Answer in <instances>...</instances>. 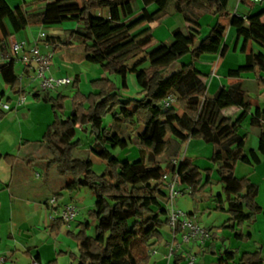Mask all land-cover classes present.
<instances>
[{
	"label": "trees",
	"instance_id": "obj_1",
	"mask_svg": "<svg viewBox=\"0 0 264 264\" xmlns=\"http://www.w3.org/2000/svg\"><path fill=\"white\" fill-rule=\"evenodd\" d=\"M43 2L47 3L43 11L30 13L25 10L27 4L12 8L6 0H0V52L8 60L0 64V79L14 96L26 97L27 92L16 72L17 60L8 56L7 21L15 34L32 26L51 28L76 23L77 28L70 34L81 43L83 60L100 66L105 75H117L125 88L127 74L133 73L141 88L140 99L123 101L117 85L105 76L92 82L97 93L86 96L80 91V76H76L72 84L75 92L73 113L69 118H65L68 97L61 93L54 97L52 91L30 93L34 100L52 108L54 122L37 145L50 152L49 167L57 166L61 177L72 175L73 181L65 191L72 194L86 187L95 197V209L88 212V218L79 225V232L68 234L80 248L79 255H71V258L78 264H150L151 249L155 243L163 241L161 230L168 225L169 211L163 205L168 192L163 177L177 173L180 184L187 186L193 198L212 183L213 172L202 171L188 157L177 167L171 161L163 167L162 159L166 155L171 158L180 154L190 140L213 146L209 160L216 167L223 187L222 194L215 197L216 211L230 216L216 230L230 231L239 242L252 241V235L245 234L244 226L264 216V210L257 202L259 187L246 177L238 178L236 169L239 163H261L255 151L245 154L246 137L241 134V129L249 117L251 127L260 129L259 153L264 157V110L259 108L252 114L250 96L243 88L242 78L244 74L252 73L264 89V11L246 20L232 16L231 27L236 29L237 41H243L241 52L245 54V63L228 71L227 78L234 81L232 84L221 86L209 97L207 81L210 76L203 74L196 63L203 55L225 54L226 27L219 20L230 17V0H208L198 7L203 14L214 18L202 39L199 23L187 12L192 0H142L145 6L142 15L130 23L125 20L134 15L136 0ZM241 2L248 4L246 0ZM150 5H156L157 11L149 13L146 8ZM172 5L174 11L182 14L191 25L187 33L175 30L172 44L162 42L155 48L150 29L132 35L139 27L169 17ZM97 10H107L109 17L96 15ZM61 41L56 37L46 39L55 52L59 51ZM250 44L257 49L249 51ZM187 56L191 57V63L182 64L177 72L171 71L173 65ZM133 60L135 62L129 66ZM146 63L149 67L143 68ZM171 95L177 98L183 111L179 119L174 107L165 109L163 106L164 100ZM231 108L241 110L238 119L224 114ZM109 114H113L114 124H120L119 127L144 125L145 131L135 139H125L104 126V117ZM79 130L91 132L95 138L94 154L107 162L101 175L93 171L92 161L75 159L73 155L81 144L76 140ZM131 144H136L140 152V157L134 161L121 160L107 148L126 150ZM4 160L14 161L11 156H5ZM55 197L58 200L60 196ZM90 221L98 222L94 235L89 234ZM65 225L63 220L57 219L52 231L59 232ZM238 255L237 251L224 247L216 264H234ZM35 261L40 263V257ZM181 262L179 260L177 264ZM238 264H264L263 249L242 254Z\"/></svg>",
	"mask_w": 264,
	"mask_h": 264
},
{
	"label": "crops",
	"instance_id": "obj_2",
	"mask_svg": "<svg viewBox=\"0 0 264 264\" xmlns=\"http://www.w3.org/2000/svg\"><path fill=\"white\" fill-rule=\"evenodd\" d=\"M6 1L10 5V0ZM37 1L38 0L32 2L25 1L22 5L27 4L25 6V10H28L30 13L41 12L44 10V7L43 9L37 10L32 6L33 4H36L34 2ZM207 1L208 0H192L187 10L188 15L196 20L200 25V39L207 35L209 28L214 21V18L211 15L203 14L198 10V7L201 4H205ZM231 1L232 0H230L228 7L230 17L219 20V23L226 27V34L223 43L226 48L225 54L223 56H221V54L203 55L196 63L197 68L202 73L204 71L203 74L210 76L207 81L209 97L213 96L221 86L226 87L232 84L234 81L227 78L228 71L231 69H237L245 63V54L241 52L243 41H237L236 29L231 27L232 16L238 15L247 19L249 16H253L264 11V3L261 5H252L249 4L248 0H246L248 4H243L241 0H234L233 7H231ZM39 2H42L41 6L47 5V3L43 2V0H39ZM144 9L145 6L142 0H136L135 13L132 17L126 19L125 23H130L140 17ZM146 9L149 13H154L158 8L156 5H150ZM95 13L98 16L102 15L106 18L109 17L107 10H97ZM5 26L10 35L8 39L9 58H12L10 49L12 41L21 43L24 42L28 49L39 45L43 52H47L44 48L46 40H42L40 38V34L44 33L43 29H45V27L32 26L15 34L8 21L5 23ZM59 27L74 30L77 28V24L66 23ZM189 28H191V25H189L182 14L174 11V7L172 5L169 17L161 22L139 27L133 31L132 35L137 36L143 31L150 29L155 38V42L153 44V48H155L162 42L172 44L174 42L173 33L175 30L180 29L184 33H187ZM56 38L61 39V37ZM72 42L76 43L77 41L74 39ZM62 43V41L59 43V48H64L68 51L66 57L69 60H83V56H81L80 53L82 50L80 42H78L79 44H77L78 46L76 48L62 45ZM252 48L254 50L257 49L255 45L250 44L249 51ZM50 50L54 54L53 64L50 70L51 75L56 78H74L76 76H80V91L82 94L87 96L89 93L88 89H83L85 82L82 71H75L70 75L66 69L61 68L60 64H56L55 56L58 51L55 52L54 46H51ZM7 61L8 60L4 59L0 52V64L6 63ZM201 63L208 64V71L207 69L201 68ZM182 64L185 63H176L172 66L171 71H179ZM52 67L55 68L54 71L52 70ZM21 71L22 72L20 74L17 73L20 78L24 71V66ZM101 74L102 72L98 70L96 78H99ZM211 74H215L217 78H212ZM242 78L243 88L245 91H247L245 88L246 80L252 78L256 80L255 83L258 88L256 95H251L247 91L252 105V114H254L256 109L260 108L261 110H264V89L259 86L256 76L252 73H247L244 74ZM0 81H2V79H0ZM22 86L26 87L28 84L22 82ZM69 86L66 87L70 88ZM3 89L6 90V93H1L2 100L0 104H7L10 107V110L4 111L0 108V154L2 156V159L0 160V231L3 224L8 227V231L5 236L0 232V255L5 257V264H19L20 262L23 264H32L37 257H40L41 264H49L55 260H57L58 264H76L77 261L73 260L71 255L78 256L80 248L75 241L73 242V240L68 237V234L70 232L77 234L79 232V225L82 222H77L76 227H72L75 221L71 222L70 224L63 226L59 232H53L52 226L54 225V221L58 219V215L63 207H66L69 204L77 206L79 200L78 193L82 191V188H79L72 194H67L64 189L73 181L72 175L59 178L57 176L56 166L49 167V162L52 160L50 152L46 147H37V145L42 141L47 129L54 122L52 108L48 104L34 100L30 93L33 94V92L36 91L28 92L30 90L29 87L28 90L26 89L27 102L21 107L18 106L19 97L14 96L8 86L5 85L2 90ZM94 92L97 93V91ZM54 93H56V91H52L53 96L56 97L58 93H56L57 95ZM174 108L176 110V116L179 119L183 115V111L179 103H177ZM68 113L69 112H67L66 108L65 118H69L71 116ZM224 113L227 117L236 120L241 115V110L239 108H231L226 110ZM250 118L251 117L244 122L243 128L241 129V134L246 137L245 154L249 155L250 151H255L258 154L261 163L259 165L254 164L246 166H239L240 164H238L236 175L240 179L245 177L248 178L252 183L259 187L257 202L264 210V202L262 203L261 198L264 193V157L259 153L260 129L251 127ZM105 127L114 130L117 125L110 122L108 125L106 124ZM121 131H118V133L123 136L124 131ZM144 131V125L128 127L127 131L125 130V135L127 138H130L131 135H133V137H137ZM252 140L253 143H251ZM94 145L95 138L90 137L88 139V143L86 144L87 149L83 151V153L86 152L89 157H79L81 148L74 150V157L79 160L92 161L93 158L90 157L96 156L93 151ZM107 148L114 156L121 160L134 161L140 157V152L137 147H131L130 149L125 150L124 152H126V154L122 156L115 154V151L112 150L110 146H107ZM121 153H123V151ZM212 153L213 146L211 144H206L205 142L198 140H190L185 145V152L183 156H189L188 158H191L194 164L200 167L202 171L211 170L213 172L212 180L218 185L220 178L217 172H215L216 170L207 161L212 156ZM5 156H11L14 160L13 163L5 161ZM179 157L180 154H177L171 158L175 159ZM222 188L223 187L221 185H218L216 188L218 189V191H216L217 193L211 189L210 197L212 198H209V201H211L212 204L210 205L207 200L205 201L208 206L212 207L204 209L203 206H200L201 213L198 208L196 209L193 206L190 200L188 201L186 199L177 201V198L175 202L172 203L169 201V198H166L163 201V205L168 211L171 206H173L174 209L186 212L199 224H203L201 222L204 221V214L211 215V210H214V208L216 209L215 197L222 194ZM179 190L182 192L179 197L189 195L187 186L180 184ZM55 196L60 197L58 199V205L53 207L49 205V201ZM93 196L94 195L92 194L91 199ZM185 203L188 204V207L186 208L182 206V204ZM94 209L95 206H91L86 211ZM229 219L230 218H228L225 222ZM97 223V221H90L92 230L96 227ZM221 226L222 224L218 227H205L212 232V239L206 243L202 251H198L193 247H179L178 242H173V235L169 226H164L161 230L163 241L157 242L153 245L151 249L152 259L150 264H177V261L179 260H182L180 264H185L186 252H198L199 264H216L219 259L220 251L224 247L238 252L239 255L237 256L234 264H238L239 259L244 253H253L258 248H262L264 253L263 215L259 216L255 223H247L244 226L245 234H251L253 237L250 242L237 241L234 234L230 231H217L216 228ZM90 235H94V232ZM173 243L178 245V251L171 259H169L170 248Z\"/></svg>",
	"mask_w": 264,
	"mask_h": 264
},
{
	"label": "rangeland",
	"instance_id": "obj_3",
	"mask_svg": "<svg viewBox=\"0 0 264 264\" xmlns=\"http://www.w3.org/2000/svg\"><path fill=\"white\" fill-rule=\"evenodd\" d=\"M25 1L32 2V1H35V0H10L9 3H10V6L12 8H15V7L19 6V5H22V3L25 2ZM41 3L42 2H39V0H38L36 2V4H33L32 6L35 9H37V10L43 9V7L45 9L46 5L45 6H41ZM233 4H234V0L231 1V7H233ZM26 11L28 12V10H26ZM43 32L46 34L47 38L48 37H61V40L63 42L62 45H67L68 47H75L76 48L78 46L77 44H79L78 41L76 43L72 42V40H74V39L71 36V34H70L71 30H69V29H63V27L54 26V27H51V28L43 29ZM59 51H58V53L55 56L56 64H60L61 68L62 69H66L70 73V75H71L72 72L82 71L83 79H84V82H85V85H84L83 89L84 90L88 89V93H89L88 95H90L91 93H95L94 89L92 88V82L95 81V80L101 79L104 76H106L107 78H109L111 81H113L117 85V87L119 89L118 92H120V96L122 97L123 101L124 100L127 101L129 99H140L141 98V91H140L141 89H140V87H139V85L137 83L135 74H133V73H128L127 74V78H126L127 87L125 88L122 85V80L117 75L110 74V73H106V75H105L103 73L104 70L100 66L93 65V64H90V63H87V62H83L84 60H82V61H73L72 59L69 60L66 57V55L68 54V51H66L64 48L59 49ZM80 53H81V56H83L82 50H81ZM190 59H191V57L187 56L182 61H179V62L188 64L191 61ZM135 60L129 62V66H132L133 63L135 62ZM200 66H201L202 69H207L208 68V64H205V63H201ZM148 67H149V63H146L145 65H143V68H148ZM22 68H23V63L21 61H17L16 72L20 74L22 72L21 71ZM52 70L54 71L55 68L52 67ZM98 70L101 71L102 74L99 76V78H96L97 75H98ZM207 71H208V69H207ZM203 73H204V71H203ZM211 76H212V78H217V76L215 74H211ZM93 77H95V78H93ZM255 82H256V80L253 79V78L246 80L245 88L251 95H256L257 90H258L257 85H256ZM210 84H211V82H210ZM32 85L36 86V84H34V83H32ZM3 87H5V85L3 84L2 81H0V102L2 100L1 99V93H4V94L6 93V90H4V89L2 90ZM69 87L70 88L63 87V88H61L59 90H56V93L60 92L61 94L63 93L64 96L69 97L68 100H67V103H66V108H67V112H69L68 114L71 115L73 113V110H72V106H73L72 98L74 97V93L75 92H74V90H72V84ZM24 89L28 90V86L24 87ZM32 90L33 89H30L28 92H31ZM56 93H54V94H56ZM26 102L23 105H25ZM3 105L4 104H0V108L1 109H2ZM118 111L119 110H117L116 113H118ZM110 122L112 124L114 123L113 114H109V115L104 117V124L105 125L106 124L108 125ZM119 126H120V124L116 127L117 129L116 128L114 129V131H117V132L121 131V130L124 131L123 132L124 134H123L122 137L127 139V136L125 135V130L127 131V128L128 127H132V126L131 125L128 126L127 124L121 125V127H119ZM135 127H137V126H135ZM247 128H249V127H247ZM90 137H94L91 134L90 131L89 132H85V131H82V130L78 131L76 140H79L81 144L76 149L81 148L79 157H82V156L87 157V158L89 157L88 154L86 152L83 153V151H85L87 149L86 148V144L88 143V139ZM130 138L131 139H135L136 137H133V135H131ZM251 143H253V140L251 141ZM131 147H137L138 150H139V147L136 144H131L128 149H130ZM114 151H115V154H117V155H121L122 156V155L126 154V152H124L125 150H121L119 148L114 149ZM122 151H123V153H121ZM184 152H185V146L182 148V151L180 153V158L183 157ZM73 153H74V151H73ZM187 157H189V156H187ZM90 158H93V160L91 159L93 161V171L95 173H97L98 175H101L105 171V169L107 168V162L102 160V159H100V158H98L97 156H92ZM75 159H78V158H75ZM171 160H172V158H168V156L166 155L162 159V162H163V165H164L163 167H166V162L171 161ZM207 161L216 170V167L210 162V160L208 159ZM239 164H240L239 166H246V164H243V163H239ZM56 168H57V166H56ZM203 171H206V170H203ZM215 172H217V171H215ZM236 174H237V171H236ZM57 176L59 178L61 177L60 174L58 173V168H57ZM205 177L206 176L204 175V178ZM218 185H221V184L219 183ZM218 185H217L216 182H213V180H212V183L209 186V188L206 191H204L202 193H199L196 198H193L190 195H185L183 197L182 196L178 197L177 201L185 200V199L188 200V201L190 200L192 202L193 206L196 209L198 208L199 212L201 213L200 206L201 207L203 206L204 209L207 208V207H212V206H208L205 200H207L210 203V205L212 204L211 201H209V198H212V197H210V195H211L210 191H211V189H213V191H215V193H217L216 191H218V189H216V188L218 187ZM222 191H223V188H222ZM65 192L67 194H70L67 191H65ZM80 192L78 193V199L79 200H78L77 207H78V209L81 212H80L79 218H77V220H75V222L73 223L72 227L73 226L76 227L77 226V222H84L88 218V212L89 211H86V210L89 209V207H91V206H95V197L93 196L92 199H91V195L93 193L91 192V190L89 188L83 187L82 191H80ZM262 195H263V197H261V198H262V203H263L264 202V193ZM182 206L186 208V207H188V204L185 203V204H182ZM59 209H60V207H59ZM184 213H186V212H184ZM204 215H205V217H204V221L205 222L203 221V222H201L203 224H200L204 228L205 227H207V228H209V227H218L221 224L223 225L224 222L228 218H230V216L216 211L215 208H214V210H211V215H208V214H204ZM7 231H8V227L5 226V224H3L1 226V231H0L1 234H3L5 236ZM93 232H94V228L92 230V227H91V230L89 231V234H92ZM19 264H23V263L20 262ZM63 264H65V263H63ZM76 264H78V263H76Z\"/></svg>",
	"mask_w": 264,
	"mask_h": 264
},
{
	"label": "built area",
	"instance_id": "obj_4",
	"mask_svg": "<svg viewBox=\"0 0 264 264\" xmlns=\"http://www.w3.org/2000/svg\"><path fill=\"white\" fill-rule=\"evenodd\" d=\"M250 4L261 5L264 0H248ZM246 19V18H244ZM42 40H46L45 33L40 34ZM11 56L17 61H21L24 66V71L21 74V80L28 84L32 91L49 92L56 91L63 87L73 84L74 78H56L51 75V66L53 64V52L50 50L51 45L45 42L44 48L47 52H43L39 45H36L30 49L26 47L24 42L12 41L10 44ZM49 50V51H48ZM28 69V72L25 71ZM36 84V86L32 85ZM26 97L19 98V106H22L26 102ZM178 103L177 98L174 95L169 96L164 100L163 106L165 109L173 108ZM2 110L8 111L10 107L7 104L2 106ZM185 156L172 159L171 162L174 166H179L184 160ZM163 183L168 192V198L170 202L175 200L182 194L179 190L180 178L177 173L172 175H165L163 177ZM49 205L56 207L58 200L53 197L49 201ZM80 215V210L74 204H69L64 207L59 215L58 219L63 220L66 224H70L75 221ZM168 226L172 231L173 242H178L180 246H187L196 248L198 251H202L206 243L212 239V232L202 227L192 216L184 213L181 210L174 209L171 206L168 214ZM178 245L173 243L170 248L169 259H171L178 251ZM6 259L0 255V264H5ZM32 264H40L34 261ZM185 264H199L198 252H186Z\"/></svg>",
	"mask_w": 264,
	"mask_h": 264
}]
</instances>
